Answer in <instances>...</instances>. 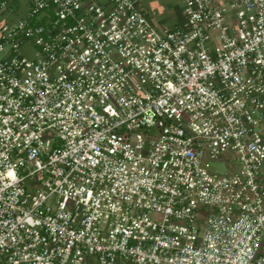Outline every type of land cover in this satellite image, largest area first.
Instances as JSON below:
<instances>
[{
	"label": "built area",
	"instance_id": "obj_1",
	"mask_svg": "<svg viewBox=\"0 0 264 264\" xmlns=\"http://www.w3.org/2000/svg\"><path fill=\"white\" fill-rule=\"evenodd\" d=\"M176 1L0 0V263L264 264V0Z\"/></svg>",
	"mask_w": 264,
	"mask_h": 264
},
{
	"label": "rangeland",
	"instance_id": "obj_2",
	"mask_svg": "<svg viewBox=\"0 0 264 264\" xmlns=\"http://www.w3.org/2000/svg\"><path fill=\"white\" fill-rule=\"evenodd\" d=\"M172 4H176V0H141L140 7L144 10L146 15L151 18V20L156 23H166L170 24L171 17L174 13V7ZM20 11L18 15L12 17V19H17L18 16L25 17L29 11V4L28 0H21L20 1ZM2 19L0 17V23ZM22 52L26 55L30 54L29 49L25 48L22 49ZM214 169L222 171V168H219L217 165H213ZM8 264V263H7Z\"/></svg>",
	"mask_w": 264,
	"mask_h": 264
},
{
	"label": "crops",
	"instance_id": "obj_3",
	"mask_svg": "<svg viewBox=\"0 0 264 264\" xmlns=\"http://www.w3.org/2000/svg\"><path fill=\"white\" fill-rule=\"evenodd\" d=\"M20 1L21 0H19V2H18V4H16V9L14 10L15 11V13H14V15L13 16H15V15H18V13H19V11H20V8H21V6H20ZM140 2H139V5H140V3H141V0H139ZM172 6L174 7V11L176 12V13H174L173 15H172V17H171V21H170V24H166V23H163L162 24V22H160V23H156V21H154V23L155 24H158L162 29H170V28H174V27H176L177 25H179V24H181V22H183V19H184V17H183V13H182V11H183V9H182V5L179 3V2H177L176 1V4H172ZM143 10V9H142ZM144 11V10H143ZM146 14V13H145ZM18 17H21V16H18ZM17 17V18H18ZM150 18V17H149ZM151 19V18H150ZM0 264H7V263H0Z\"/></svg>",
	"mask_w": 264,
	"mask_h": 264
}]
</instances>
